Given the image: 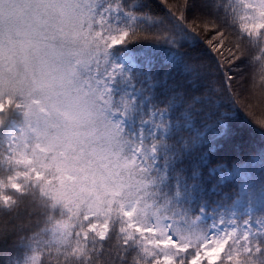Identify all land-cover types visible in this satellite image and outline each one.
<instances>
[{"label": "snow or ice", "instance_id": "1", "mask_svg": "<svg viewBox=\"0 0 264 264\" xmlns=\"http://www.w3.org/2000/svg\"><path fill=\"white\" fill-rule=\"evenodd\" d=\"M4 3L5 0H0V12ZM133 3L134 0H89L92 15L89 35L83 37L86 46L81 45L69 55L86 70L87 95L119 117V124L125 127L134 145L129 148L132 153L129 159L134 157V181L118 194H104L101 189L102 198L97 199V207L88 209L77 210L71 192L67 193L66 202L60 200L59 193L55 198L50 197L54 200L53 216L48 223L58 237V250L63 249L57 260L63 255L64 264L97 261L102 264H264V208L237 215L230 211L209 212L204 207L192 211L186 203L187 186L181 183L178 168L174 167L177 156L191 140L182 126L185 117L195 116L201 108L210 112L212 101L197 96L183 78L156 87L157 77L142 66L136 67L129 45L150 41L178 50L182 45L181 35L165 17L141 15L133 10ZM161 3L178 24L203 40L216 57L215 70L222 72L217 91L240 107L244 85H250L264 103V0H227L225 9L235 26L233 30L200 15L189 18L191 0H161ZM41 7L47 11L50 5L42 0ZM68 23L73 35L80 36L76 31L78 20L69 17ZM24 35L20 52L27 69L31 60L27 49L34 44L31 33ZM35 46L39 47V43ZM49 47L48 55H65ZM244 59L251 67L242 72L238 64ZM183 62L193 77H199L203 58L185 55ZM45 89L50 91L44 98L52 99L55 82L47 81L46 75L39 85L35 80L29 84L26 74H5L0 62V135L8 132L11 137L12 151L7 162L14 169L6 183L0 182V201L5 204L13 200L6 194L9 189L22 190V179L40 182L44 196L47 195L44 183L51 186L59 180L63 184L78 179L81 173L86 174L75 163L79 157L61 152L68 172L59 167L53 172L48 156L40 163L33 154L29 137L34 115L32 104L40 101L29 102V98L36 91L44 93ZM17 96L22 98L20 103ZM173 104L179 106L173 109ZM13 107L27 111L18 114L11 111ZM248 114L264 127V110L259 115L251 111ZM213 119L220 122L222 117L217 114ZM104 132L112 140L118 137L120 128L105 121ZM75 136L70 128L56 135L43 132L45 141L58 142L57 148L65 142L70 144ZM34 147L39 154L46 151L40 143ZM100 172L103 176H115L114 171L109 173L103 168ZM50 175L53 179H49ZM91 179L97 182L94 175ZM101 239L105 244L98 247ZM31 264H44V257L33 256Z\"/></svg>", "mask_w": 264, "mask_h": 264}, {"label": "clouds", "instance_id": "2", "mask_svg": "<svg viewBox=\"0 0 264 264\" xmlns=\"http://www.w3.org/2000/svg\"><path fill=\"white\" fill-rule=\"evenodd\" d=\"M42 0H15L9 3L5 0L3 11L0 12V62L4 65L5 74H26L27 83L33 80L37 85L42 76L46 75L47 81L55 82L52 99L46 100L44 93L36 91L29 98L39 100V104H32L34 115L29 129L32 140L30 147L40 163L44 157H49V166L53 172L59 167L68 172V167L61 152L69 156L79 157L76 165L86 170L78 179L60 183L59 180L49 186L43 184L47 195H41V185L35 179L31 183L21 180L23 188L20 192L7 191L13 197L12 202L5 204L0 201V242L23 247L24 255L20 258L7 257L0 264H31L33 256H43L44 264H64L65 257L57 256L63 249L56 246L58 239L52 231V205L57 194L61 201H68L67 193L71 192L72 201L77 210L97 207V199L104 194L120 193L125 187H131L134 181L132 153L129 148L134 146L129 140L125 127L119 124V117H114L106 111L99 101L87 95L89 89L86 84V70L83 69L70 51L86 46L84 36L89 35L91 28V11L89 0H47L50 7L45 11L41 7ZM78 20L80 36L73 35V29L68 23V18ZM32 34L33 47L27 49L31 58L29 67L25 69L23 54L20 52L21 41L26 39L24 33ZM89 36V42H90ZM39 43V47L35 45ZM52 46L65 53L64 56L54 57L48 55ZM11 57V60H9ZM11 70V72H10ZM27 95V92H26ZM17 103L22 101L16 97ZM22 114L27 109L11 110ZM116 124L120 134L116 139L110 140L104 132V122ZM55 125V126H53ZM70 128L76 136L71 143H62L57 148V141H45L43 132L52 135L63 133ZM16 133H11L15 136ZM11 137L8 132L0 135V182H7L14 169L7 162L12 151L9 147ZM40 143L46 151L39 154L34 145ZM99 166V167H98ZM100 168L115 176H103ZM95 176L97 182L93 183L91 177ZM118 177V179H117ZM53 179V176H49ZM111 181V183H109ZM99 185V186H97ZM63 212V208L60 209ZM54 223V221H53ZM105 244L101 239L98 247ZM51 253V255H48ZM96 264H102L97 261Z\"/></svg>", "mask_w": 264, "mask_h": 264}, {"label": "trees", "instance_id": "3", "mask_svg": "<svg viewBox=\"0 0 264 264\" xmlns=\"http://www.w3.org/2000/svg\"><path fill=\"white\" fill-rule=\"evenodd\" d=\"M227 0H191L187 15H200L213 20L226 30L234 25L225 9ZM134 11L141 15L165 17L181 35V49L165 43L150 41L129 45L137 56L136 67L157 77L156 87L167 85L170 80L183 78L197 96L211 100V111L201 108L199 113L185 117L182 126L191 137L190 144L177 156L174 167L178 168L182 184L187 186V200L192 211L198 207L212 209L226 207L243 214L245 208H264V127L259 126L249 111L259 113L264 103L250 85H244L236 106L223 92L217 91L222 72L216 57L204 41L189 33L183 25L170 16L161 0H134ZM203 58V71L193 77L183 62V57ZM242 72L247 71V59L239 62ZM179 105L173 104L175 109ZM246 106V107H245ZM222 117L216 122L213 117ZM21 246L0 242V261L7 257L24 255Z\"/></svg>", "mask_w": 264, "mask_h": 264}, {"label": "rangeland", "instance_id": "4", "mask_svg": "<svg viewBox=\"0 0 264 264\" xmlns=\"http://www.w3.org/2000/svg\"><path fill=\"white\" fill-rule=\"evenodd\" d=\"M133 58H134V61L136 62V55L134 54V52L130 51L129 53ZM209 212H224V211H230V212H235L237 215H242L241 213H239L237 210H231V209H228L226 207H214L212 209H207ZM248 211H252L251 208H245V213H247Z\"/></svg>", "mask_w": 264, "mask_h": 264}]
</instances>
